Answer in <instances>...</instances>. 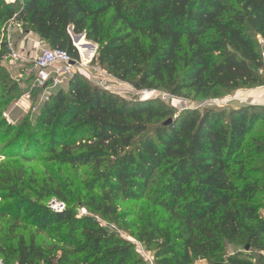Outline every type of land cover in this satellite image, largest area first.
Returning a JSON list of instances; mask_svg holds the SVG:
<instances>
[{"label": "trees", "instance_id": "16d2710c", "mask_svg": "<svg viewBox=\"0 0 264 264\" xmlns=\"http://www.w3.org/2000/svg\"><path fill=\"white\" fill-rule=\"evenodd\" d=\"M11 19L79 61L71 27L97 46L94 63L136 91L212 100L264 85V0H0L2 105L18 91L2 65ZM75 46L88 61L86 43ZM0 130L12 136L0 148L8 165L41 147L51 163L89 169L77 191L4 172V264H149L128 238L153 264H264V107L176 112L77 73L34 118H0ZM52 198L63 212L48 208ZM128 202L142 206L122 211Z\"/></svg>", "mask_w": 264, "mask_h": 264}, {"label": "rangeland", "instance_id": "374dc122", "mask_svg": "<svg viewBox=\"0 0 264 264\" xmlns=\"http://www.w3.org/2000/svg\"><path fill=\"white\" fill-rule=\"evenodd\" d=\"M3 31V29H2ZM11 37L15 42L19 50L24 52L27 60L23 64L18 62H11L9 59H5L3 66L8 67V72L11 76L12 82H16L18 91L15 96V101L2 105L4 100L1 98L0 93V118H4L8 124L18 125L27 115L34 118L38 111L33 112V107L40 109L41 97L43 92L39 91L35 83V74L33 72L32 60L37 50L40 48H47L45 44L40 43L35 39V35H24L20 30H13ZM86 47L92 50V55L88 61H84L81 57L78 49L76 51L79 54V62L84 65L80 74L82 77L89 80L92 84L104 88V90L111 92L117 96H120L131 102L147 101L151 99H160L165 104L171 106L176 112L184 110H200L205 107H212L215 109H223L228 106H256L264 107V85L258 87L241 88L229 93L223 94L220 99L212 100H194L191 97H173L163 92L153 93L152 91H136L129 84L116 81L110 77L101 67L94 63V58L97 54V46L91 42L85 41ZM99 84H102L100 86ZM67 89V88H64ZM39 91V92H38ZM147 95V96H145ZM3 100V101H2ZM5 112V113H4ZM7 115L9 118H5ZM4 130H0V148L11 140L12 136L7 137ZM43 140V135L40 137ZM16 151L10 150L6 154H11ZM32 157L29 162L22 161L17 158L15 163L8 165V159L0 154V178L4 177V172H9L12 175H17L23 172L26 180L30 182L41 183L42 181L54 180L60 185H67L68 189L81 190V183L88 179L89 169L87 168H70L68 166H62L51 163L44 159L46 155L45 149L41 147L37 153H27ZM0 190V197L2 195ZM5 204L0 199V207ZM142 203L128 202L121 205V210L126 212H133L137 210ZM82 210L84 212H82ZM261 214L264 216V209ZM79 217L86 216L87 213L84 209L78 210ZM7 220V219H4ZM123 237L128 238L126 234H122ZM134 244L136 251L149 263L153 264L152 251L145 249L143 245L128 238ZM194 264H207V262L200 263L196 261Z\"/></svg>", "mask_w": 264, "mask_h": 264}, {"label": "built area", "instance_id": "2783aa9c", "mask_svg": "<svg viewBox=\"0 0 264 264\" xmlns=\"http://www.w3.org/2000/svg\"><path fill=\"white\" fill-rule=\"evenodd\" d=\"M3 1L9 4L20 0ZM20 28V24H18L15 19H11L4 27L2 32L4 33V38L8 49L7 59H9L11 62L23 64L26 62L27 58L24 55V52L19 50L11 37L12 31L16 29L20 30ZM262 58L264 60V52L262 53ZM71 62H73L74 65H71ZM32 66L33 72L35 74L36 87L41 89L43 92L40 107L48 100L52 93L60 89L67 88L70 80L75 76V74L81 73L82 68L84 67V65L79 61L71 59V57L66 52L47 48H40L37 50L32 60ZM99 85L103 87L102 84ZM38 110L39 109H35L33 107V112ZM4 117L9 118L7 115ZM47 206L54 213H61L65 210L64 203L54 198L48 202ZM82 212L84 211L82 210ZM0 264H4L1 259Z\"/></svg>", "mask_w": 264, "mask_h": 264}, {"label": "water", "instance_id": "95a60500", "mask_svg": "<svg viewBox=\"0 0 264 264\" xmlns=\"http://www.w3.org/2000/svg\"><path fill=\"white\" fill-rule=\"evenodd\" d=\"M71 31H72L71 27L68 28V32H69V34L71 35L72 44H73V46L75 47V49H77L76 46H75L76 43H78V42H79L80 40H82V39H85V37H84V35L73 36V35L71 34ZM86 46H87V45H86ZM71 65H74V63L71 62ZM169 123H171V121H168L166 124H169Z\"/></svg>", "mask_w": 264, "mask_h": 264}, {"label": "crops", "instance_id": "0c3cea01", "mask_svg": "<svg viewBox=\"0 0 264 264\" xmlns=\"http://www.w3.org/2000/svg\"><path fill=\"white\" fill-rule=\"evenodd\" d=\"M32 35V34H31ZM36 38L35 39H37L38 41H40L39 40V38L37 37V36H35ZM40 43H41V41H40ZM200 263H204L205 261H199Z\"/></svg>", "mask_w": 264, "mask_h": 264}, {"label": "bare ground", "instance_id": "6f19581e", "mask_svg": "<svg viewBox=\"0 0 264 264\" xmlns=\"http://www.w3.org/2000/svg\"><path fill=\"white\" fill-rule=\"evenodd\" d=\"M145 96H147V95H145Z\"/></svg>", "mask_w": 264, "mask_h": 264}]
</instances>
